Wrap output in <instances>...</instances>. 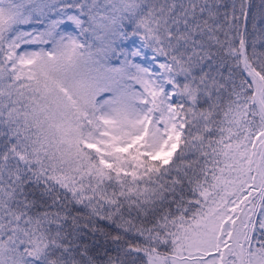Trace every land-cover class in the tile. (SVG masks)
<instances>
[{
    "label": "snow or ice",
    "instance_id": "1",
    "mask_svg": "<svg viewBox=\"0 0 264 264\" xmlns=\"http://www.w3.org/2000/svg\"><path fill=\"white\" fill-rule=\"evenodd\" d=\"M249 3L0 0V264H264Z\"/></svg>",
    "mask_w": 264,
    "mask_h": 264
},
{
    "label": "trees",
    "instance_id": "2",
    "mask_svg": "<svg viewBox=\"0 0 264 264\" xmlns=\"http://www.w3.org/2000/svg\"><path fill=\"white\" fill-rule=\"evenodd\" d=\"M244 22H242L243 30ZM247 32L249 41L264 33V0H250ZM115 59V57H113Z\"/></svg>",
    "mask_w": 264,
    "mask_h": 264
}]
</instances>
